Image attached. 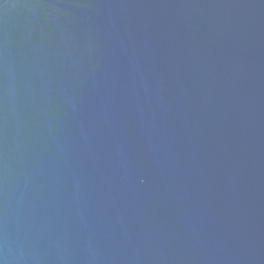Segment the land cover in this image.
Segmentation results:
<instances>
[{"label":"water","instance_id":"95a60500","mask_svg":"<svg viewBox=\"0 0 264 264\" xmlns=\"http://www.w3.org/2000/svg\"><path fill=\"white\" fill-rule=\"evenodd\" d=\"M0 264H264V0H0Z\"/></svg>","mask_w":264,"mask_h":264}]
</instances>
